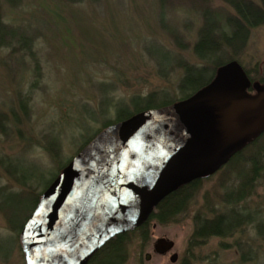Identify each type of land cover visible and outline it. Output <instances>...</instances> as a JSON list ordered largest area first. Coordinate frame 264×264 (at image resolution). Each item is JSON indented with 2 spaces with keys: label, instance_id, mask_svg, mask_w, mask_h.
<instances>
[{
  "label": "rangeland",
  "instance_id": "1",
  "mask_svg": "<svg viewBox=\"0 0 264 264\" xmlns=\"http://www.w3.org/2000/svg\"><path fill=\"white\" fill-rule=\"evenodd\" d=\"M226 1L236 0H0V17L8 27L0 32V264H24L17 238L41 191L105 123L133 108L128 98L160 89L169 97L186 65L199 63L194 42L201 39L213 50L209 43L221 35L205 25L214 23V12L233 14ZM212 54L229 60L231 53ZM235 57L249 74L261 71L264 23L249 30ZM260 86L249 81L245 96L255 97ZM240 164L251 169L249 161ZM238 185L224 166L201 180L173 221H149L145 239L136 231L128 234L124 264L238 261L234 238L188 242L194 214L211 217L220 210L225 186ZM245 190L239 204L264 219V165ZM252 226L241 240L254 248L251 264H258L264 244ZM160 237L174 243L164 255L152 251ZM172 253L177 254L173 263Z\"/></svg>",
  "mask_w": 264,
  "mask_h": 264
},
{
  "label": "water",
  "instance_id": "2",
  "mask_svg": "<svg viewBox=\"0 0 264 264\" xmlns=\"http://www.w3.org/2000/svg\"><path fill=\"white\" fill-rule=\"evenodd\" d=\"M248 86L231 61L191 97L99 133L41 195L18 237L23 263L86 264L105 239L143 224L178 185L219 170L264 132V86L253 98L244 94ZM173 245L157 238L153 252Z\"/></svg>",
  "mask_w": 264,
  "mask_h": 264
},
{
  "label": "trees",
  "instance_id": "3",
  "mask_svg": "<svg viewBox=\"0 0 264 264\" xmlns=\"http://www.w3.org/2000/svg\"><path fill=\"white\" fill-rule=\"evenodd\" d=\"M226 2L233 9V14L230 16H222L221 14L214 12V23L211 25L204 24L209 28V32H213L214 34L220 33L221 39L216 40L213 38L211 44L209 43V46H212L213 50H208L206 43L201 39L194 42L193 53L199 63L186 65L187 69L176 78L175 91L170 93L169 97L163 96L165 93L169 92L164 89L150 91L145 94L131 95L127 102L130 105H133V108L124 115L117 114L113 117V121L105 123L101 131H98L96 135L102 132V130L112 125L127 121L138 114L158 110L187 99L208 86L215 78L216 71L219 67L231 61H235L239 64V60L235 56L244 47L249 30L264 23V0H258L257 3H254L251 0ZM7 28L8 27L0 17V32L6 33ZM224 52L231 53L229 55V60H217L218 57H215L216 59H214L212 53L224 54ZM207 69L210 72L207 78H203L199 75L204 73ZM243 70L251 82L258 81L260 84H264V62L261 71L257 74L251 75L244 68ZM191 73L199 74H197V76H192L190 75ZM191 81H195L196 83L191 85ZM261 139H263V141H261ZM263 152L264 132L245 144L242 148L235 151L229 157L228 162L224 167H228L233 172L234 178H237L239 185L234 188H227L228 186H225L224 199L220 202L219 206L220 210L215 213L212 212L213 214L211 217H206L199 213L194 214V228L188 240L190 245L196 246L197 244L204 243V241L211 236L234 238L233 244L237 248L239 258L238 261L233 264H251V261H254V248L252 247V249L249 246L247 240L241 239L242 236H244L243 232H247L248 227L251 228L254 223L255 226L252 227L257 231L258 236H262L260 237V243L264 244V219H262L261 216H257L259 212L256 211L252 212L256 214V216H250L251 212H249V209L240 205L239 202L245 198V189L252 183L253 178L258 176V170L264 165L261 164L262 159L264 160ZM247 161L251 163V169L249 171L243 170L240 164L244 162L246 163ZM207 176L208 175L200 176L192 181L178 185L173 192L164 197L156 205L148 219L141 226L128 229L122 234L105 239L104 242H102V244L91 254L86 264H124L127 258L126 242L128 234L132 231H136L139 232L142 239H145L149 221L156 220L159 223L173 221L175 216L182 213L188 204H190L197 193L200 181L207 178ZM55 177L41 191L39 197L51 185L55 180ZM37 204L38 199L32 207L30 214L22 223L20 232L29 216L34 212ZM259 246H261V244H259ZM260 255L263 256L262 260L258 261V264H264V248L260 251ZM181 264L185 263L182 262Z\"/></svg>",
  "mask_w": 264,
  "mask_h": 264
}]
</instances>
